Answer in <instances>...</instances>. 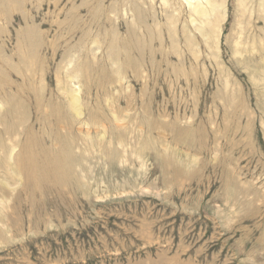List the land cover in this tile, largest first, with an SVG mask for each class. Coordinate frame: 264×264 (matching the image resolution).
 Segmentation results:
<instances>
[{
  "label": "rangeland",
  "instance_id": "obj_1",
  "mask_svg": "<svg viewBox=\"0 0 264 264\" xmlns=\"http://www.w3.org/2000/svg\"><path fill=\"white\" fill-rule=\"evenodd\" d=\"M170 5L0 0V134L11 100L19 101L15 156L28 138L37 160L59 146L56 132L67 127L42 116L60 94L58 78L84 103L68 128L78 155L72 167L55 180L35 167L29 179L17 171L6 177L0 264H264V81L253 73L264 55L234 44L237 0H226L216 53L189 23L187 7L177 14ZM250 20L245 37L264 26L257 12ZM131 26L144 47L125 52ZM127 53L137 70L115 63ZM69 60V68L88 63V78H71Z\"/></svg>",
  "mask_w": 264,
  "mask_h": 264
},
{
  "label": "bare ground",
  "instance_id": "obj_2",
  "mask_svg": "<svg viewBox=\"0 0 264 264\" xmlns=\"http://www.w3.org/2000/svg\"><path fill=\"white\" fill-rule=\"evenodd\" d=\"M174 1H175V4L178 5V7L176 9H173V11L177 10L178 11L177 14H180L181 12H184V9L186 6L187 7L186 15L189 18L188 19L189 23L191 24V26H193V29L195 31H198V33L203 37L205 44L210 49H213V51H215L216 53L218 50V43H219V36H220V27H221L220 22L221 20L224 19L226 15V0H174ZM162 2L165 6L167 5L169 7H172V5H170V0H162ZM252 2L253 0H237V13H238L237 34L238 36L234 44L236 43L237 45H239V43L241 42L243 43V45H246V47L250 44V48L252 50L256 49L264 55V26L261 28L260 33L252 31V33H250L251 34L250 36L245 37V30L251 29V27H249L251 26L250 17L253 12L254 13L257 12V15H261L264 21V0H257L255 4H252ZM136 10L137 8L134 7L133 11H136ZM139 11L135 12L134 14L135 16L137 14L139 17L142 18L141 10ZM174 15L175 14L171 11V14H169L166 17V21L168 25V33L170 34L169 35L170 37L177 35V31L175 28L176 18ZM258 17L259 16H257V18ZM132 27H135V26L130 27V30H131L130 34H131L132 39L130 41L123 42L125 43L124 45L121 44L122 46L121 48H123L125 52H128L129 50H131V46H133L132 48H137V50H142V48L144 47L143 46L144 44H142L137 34H135L136 32L134 31V28ZM182 34L184 36L185 43L187 44V46H189L192 49L195 46L196 42L188 26H183ZM175 43L176 42H173V44ZM109 48H110V56L111 55L114 56L118 50L116 40L110 42ZM196 52H197V49H196ZM237 53L241 54L242 52L240 53L238 49ZM8 58H9L8 56L5 57L6 63H8ZM112 60H114V57H112ZM115 61H116L115 62L116 64L117 62L120 63V66L124 64L128 67H133L135 70H137L138 67H140V64L137 63L138 60H135V59L133 60L128 53L126 54L123 62L117 61V60ZM69 62L70 60L66 63L65 70L71 78H78L80 76L81 78L82 77L83 78L85 77V79L88 78L85 72L87 71V69H90V65L88 63L85 64L84 67L72 66L69 68V65L71 64ZM254 65L257 67L255 68V72L253 73L260 74V77H261L260 81H264V66H260L258 64H254ZM259 67L261 68L260 73L258 71ZM27 71L31 72V68H28ZM0 72H1V67H0ZM220 72L221 74L226 73L222 69H220ZM116 75L118 79L121 77V75L118 72V69L116 71ZM222 77H223L222 79H223V85L225 87V90L229 91L228 89L229 77L228 75H224ZM57 81H58L57 83L58 91L60 94L56 95V99L54 101L49 100L46 102V108L48 109H46L47 112L44 113V115H42L43 120L51 116V118L55 120L56 124H58L59 127L62 124L64 126L63 128L67 127L65 130L66 132L64 133L61 132L58 128L55 136H56V139L59 140L60 144L56 148L55 151H52L51 153L47 151H42L40 154L41 156L39 157V160H37L38 157H35L33 155V152H31L30 150L31 143H28L29 141V138H28V140L26 139V142L22 143L21 147L17 151V155L15 156L14 149L17 143L14 142V139L12 137L14 134H16V132L13 131V125H14L13 112L15 111L14 108L19 103V101L12 102L11 100L9 112H7V114H5L2 117L1 124L3 126L2 131L4 133L0 134V152H1L0 191L1 192H3L2 191L3 189L9 186V182L6 177L10 179L12 177H15L16 171L18 175L23 174L26 176V178L29 179L30 177L34 176L33 168L35 167L39 170V173L41 175L47 178L51 177L52 179L55 180L59 177L61 171H65L69 169L70 167H72L74 163V159L77 158L78 155H76L73 150V138L70 136V131L68 128H70L71 125L76 120L78 119L80 120V117L83 114L84 103L82 102L78 94L79 91L77 89H75L74 87L69 88L59 78ZM233 92L234 91L230 90L229 94H227V97H229L230 99H233V96H232L234 95ZM7 101L8 99L6 100V102ZM3 103L0 101V104H3ZM261 107L264 110V103H262ZM17 120L18 118L16 119V121ZM83 124H87V122L86 123L83 122ZM119 136L121 137V134H119ZM85 137L86 138H84L85 139L84 149H85V152L87 151L88 153H90L91 146H92V144L90 143L91 142L89 138L90 136L89 134H85ZM101 137L104 138V136H101ZM111 155L112 154H110V156ZM16 165L18 166V169L16 168Z\"/></svg>",
  "mask_w": 264,
  "mask_h": 264
}]
</instances>
